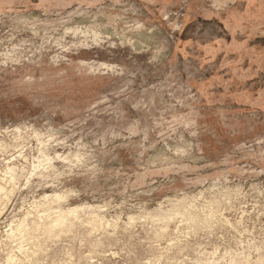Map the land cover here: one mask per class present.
Instances as JSON below:
<instances>
[{
    "label": "rangeland",
    "instance_id": "374dc122",
    "mask_svg": "<svg viewBox=\"0 0 264 264\" xmlns=\"http://www.w3.org/2000/svg\"><path fill=\"white\" fill-rule=\"evenodd\" d=\"M0 264H264V0H0Z\"/></svg>",
    "mask_w": 264,
    "mask_h": 264
}]
</instances>
